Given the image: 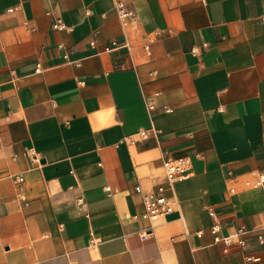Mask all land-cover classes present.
<instances>
[{
    "label": "crops",
    "instance_id": "0c3cea01",
    "mask_svg": "<svg viewBox=\"0 0 264 264\" xmlns=\"http://www.w3.org/2000/svg\"><path fill=\"white\" fill-rule=\"evenodd\" d=\"M252 170L264 0H0V264H264ZM159 187L173 210L142 239Z\"/></svg>",
    "mask_w": 264,
    "mask_h": 264
},
{
    "label": "built area",
    "instance_id": "2783aa9c",
    "mask_svg": "<svg viewBox=\"0 0 264 264\" xmlns=\"http://www.w3.org/2000/svg\"><path fill=\"white\" fill-rule=\"evenodd\" d=\"M118 14L120 17H125L128 14L124 11L121 4L119 5ZM52 27L54 29L62 28L59 22L54 23ZM147 107L149 110H151L153 109V104L148 103ZM141 135L144 137L145 132H141ZM164 170L168 183L172 184L175 181L188 177L191 171V164L188 158H167L164 162ZM16 179L18 184L23 182V178L21 176H17ZM242 182L243 187L257 188L264 186V170L250 171ZM106 190L109 191L108 188H106ZM136 191L139 192L140 187H136ZM234 192L235 190L233 189L229 191L230 194ZM143 208V213L140 216L134 217L144 219L148 222V226L140 233L141 238L145 239L150 233L154 223H156L163 215L171 212L173 210V205L168 197L164 194L163 188L159 187L157 189V193L144 197ZM209 214L214 218L215 215L212 211H210ZM219 230L220 226L215 221V223L210 227V232L214 236V241L216 243H222L224 246L230 245L233 242L240 246L245 244L244 238L242 236L248 232L246 229L240 228L234 234L227 236H221L219 234ZM258 238L261 239L260 236H258Z\"/></svg>",
    "mask_w": 264,
    "mask_h": 264
}]
</instances>
